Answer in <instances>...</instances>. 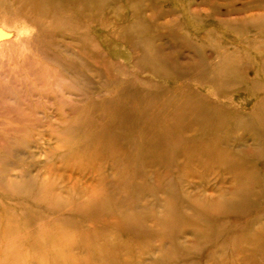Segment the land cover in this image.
<instances>
[{
	"label": "rangeland",
	"instance_id": "obj_1",
	"mask_svg": "<svg viewBox=\"0 0 264 264\" xmlns=\"http://www.w3.org/2000/svg\"><path fill=\"white\" fill-rule=\"evenodd\" d=\"M0 264H264V0H0Z\"/></svg>",
	"mask_w": 264,
	"mask_h": 264
},
{
	"label": "bare ground",
	"instance_id": "obj_2",
	"mask_svg": "<svg viewBox=\"0 0 264 264\" xmlns=\"http://www.w3.org/2000/svg\"><path fill=\"white\" fill-rule=\"evenodd\" d=\"M135 20V19H134ZM133 21V20H132ZM126 27L125 26H121V28L119 29L120 33L123 34H128V32L126 31ZM188 99V98H187ZM188 101V100H187ZM186 102V101H185ZM190 104V103H189ZM185 105H187V103H185Z\"/></svg>",
	"mask_w": 264,
	"mask_h": 264
}]
</instances>
